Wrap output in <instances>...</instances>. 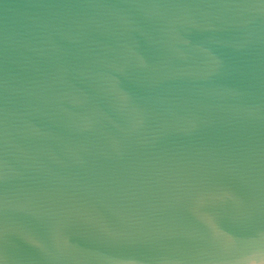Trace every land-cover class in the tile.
Here are the masks:
<instances>
[{
	"label": "water",
	"instance_id": "obj_1",
	"mask_svg": "<svg viewBox=\"0 0 264 264\" xmlns=\"http://www.w3.org/2000/svg\"><path fill=\"white\" fill-rule=\"evenodd\" d=\"M0 264H264V0H0Z\"/></svg>",
	"mask_w": 264,
	"mask_h": 264
}]
</instances>
